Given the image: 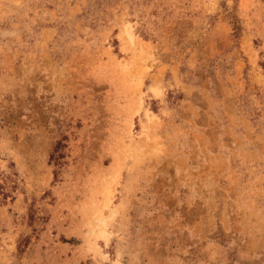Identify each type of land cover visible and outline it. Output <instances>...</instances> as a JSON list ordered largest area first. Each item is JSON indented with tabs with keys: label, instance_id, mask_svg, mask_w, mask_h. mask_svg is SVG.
<instances>
[{
	"label": "rangeland",
	"instance_id": "1",
	"mask_svg": "<svg viewBox=\"0 0 264 264\" xmlns=\"http://www.w3.org/2000/svg\"><path fill=\"white\" fill-rule=\"evenodd\" d=\"M0 264H264V0H0Z\"/></svg>",
	"mask_w": 264,
	"mask_h": 264
},
{
	"label": "trees",
	"instance_id": "2",
	"mask_svg": "<svg viewBox=\"0 0 264 264\" xmlns=\"http://www.w3.org/2000/svg\"><path fill=\"white\" fill-rule=\"evenodd\" d=\"M59 148V145H58V147H56V149H58ZM53 157V156H52ZM53 159V158H52Z\"/></svg>",
	"mask_w": 264,
	"mask_h": 264
}]
</instances>
